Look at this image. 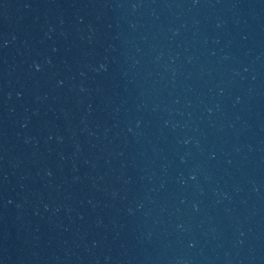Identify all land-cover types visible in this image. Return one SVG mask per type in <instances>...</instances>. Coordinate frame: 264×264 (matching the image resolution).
Masks as SVG:
<instances>
[{"label": "water", "instance_id": "obj_1", "mask_svg": "<svg viewBox=\"0 0 264 264\" xmlns=\"http://www.w3.org/2000/svg\"><path fill=\"white\" fill-rule=\"evenodd\" d=\"M0 264H264V0H0Z\"/></svg>", "mask_w": 264, "mask_h": 264}]
</instances>
